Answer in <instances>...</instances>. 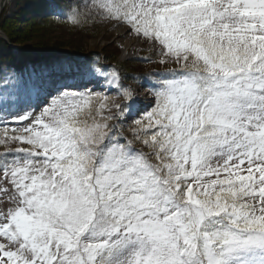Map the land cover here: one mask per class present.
<instances>
[{
	"label": "snow or ice",
	"instance_id": "obj_1",
	"mask_svg": "<svg viewBox=\"0 0 264 264\" xmlns=\"http://www.w3.org/2000/svg\"><path fill=\"white\" fill-rule=\"evenodd\" d=\"M96 6L165 71L140 110L0 59V264H264V0Z\"/></svg>",
	"mask_w": 264,
	"mask_h": 264
},
{
	"label": "rangeland",
	"instance_id": "obj_2",
	"mask_svg": "<svg viewBox=\"0 0 264 264\" xmlns=\"http://www.w3.org/2000/svg\"><path fill=\"white\" fill-rule=\"evenodd\" d=\"M73 1L80 8V13L73 23L46 22L43 20L31 22L28 19L24 20L22 17L25 14L28 15L25 11L30 7L31 1L15 0L12 9L3 8L0 24L3 22V29L10 31V35L13 38L30 37L28 38L30 39L29 41L15 44L26 49L38 44L58 43L64 46L84 48L83 53L99 52L100 54L111 56V61L123 64L131 72L132 81L127 87L133 90L134 104L138 103H136V99H140V103L144 106L151 104L153 96L149 82L155 81L158 77L150 74L165 71V65H161L158 62V49L154 48L151 43H145L142 39H137L133 34H129L125 27L118 26L115 21L108 19L105 12L101 11L91 0ZM0 36L5 37L3 31H0ZM68 50L64 47V49L55 53H58L59 57L66 58L65 51ZM75 62L76 64L73 67L85 70L87 72L86 75L90 77L92 76L93 68L103 70L106 67L102 64L92 63L90 66L87 65V68H84L85 66L80 61L75 60ZM25 67L28 69L29 62L25 64ZM113 68L117 70L115 67L109 66V71ZM71 74L69 73V75ZM146 76L148 77L147 80L144 79ZM105 91L107 90L105 89ZM110 97L113 105L127 102L126 98L115 92L110 93ZM143 109L144 107L140 108V110ZM137 147L141 146L137 145ZM4 150V147L0 146V152ZM6 199L7 197L0 196V207H3Z\"/></svg>",
	"mask_w": 264,
	"mask_h": 264
},
{
	"label": "trees",
	"instance_id": "obj_3",
	"mask_svg": "<svg viewBox=\"0 0 264 264\" xmlns=\"http://www.w3.org/2000/svg\"><path fill=\"white\" fill-rule=\"evenodd\" d=\"M30 7H28L25 11V13H28V15H24L22 17V19H28L31 22H37V21H46V22H62V23H73L72 21L68 20L67 17H72L73 20L75 21L78 14L80 13V8L78 4H75V2L73 0H30ZM92 3L96 4V0L92 1ZM54 11H61L62 14H58V15H53ZM3 23V22H2ZM0 24V31H3V34L5 35V37H7L8 41L11 43H18V42H25V41H29L30 37H24V38H13L11 37V33L10 31H5L3 29L4 24ZM0 54L5 56L6 54H10V46L7 45L8 43L4 40L3 36H0ZM33 49H35L37 53H46L43 52L42 50H39L41 48L35 47L34 45L32 46ZM31 47V48H32ZM64 45L62 44H57L56 46H53V48L58 51L61 49H64ZM31 48H28L26 51H30L32 50ZM67 48V47H66ZM69 49V52H72L71 48H67ZM76 50H78L76 53H69L71 55H75L78 53H83V49L84 48H75ZM34 51V50H32ZM85 53V52H84ZM99 53V52H98ZM104 58L108 61H111L112 57L111 56H106L105 54ZM117 66L121 72L122 77L125 79V81H130L131 77V72L128 71L126 68V66H124L123 64H119L117 63Z\"/></svg>",
	"mask_w": 264,
	"mask_h": 264
},
{
	"label": "water",
	"instance_id": "obj_4",
	"mask_svg": "<svg viewBox=\"0 0 264 264\" xmlns=\"http://www.w3.org/2000/svg\"><path fill=\"white\" fill-rule=\"evenodd\" d=\"M2 3V7L0 9V19H1V15H2V9L4 7V1L1 2ZM58 43L55 44H38L35 47L41 48L39 50H42L43 52H47V53H53L56 52V50L53 48V46H56ZM67 48H71L72 52L69 51H65V53H76L78 50H76V47H71V46H67L65 45ZM32 50L36 51L35 49L31 48Z\"/></svg>",
	"mask_w": 264,
	"mask_h": 264
},
{
	"label": "bare ground",
	"instance_id": "obj_5",
	"mask_svg": "<svg viewBox=\"0 0 264 264\" xmlns=\"http://www.w3.org/2000/svg\"><path fill=\"white\" fill-rule=\"evenodd\" d=\"M4 1V8L8 7L9 9H12L15 3V0H0V9L2 7V3ZM3 10V9H2Z\"/></svg>",
	"mask_w": 264,
	"mask_h": 264
}]
</instances>
